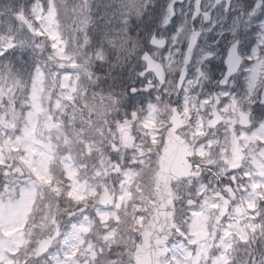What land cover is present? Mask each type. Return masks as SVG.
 Here are the masks:
<instances>
[{"label":"rangeland","instance_id":"374dc122","mask_svg":"<svg viewBox=\"0 0 264 264\" xmlns=\"http://www.w3.org/2000/svg\"><path fill=\"white\" fill-rule=\"evenodd\" d=\"M247 2L248 6L236 0H184L176 7L174 0L162 22L167 47L150 52L163 66L165 85L159 86L150 75L141 81L138 76L128 87L137 93L128 99L110 85L106 107H101V98L92 105L89 96L97 95L87 92L82 79L90 73L80 65L83 61L65 51L64 34L79 36L86 29L98 30L95 24L103 26V16L87 18L94 0L82 3L79 17L82 10L74 8L67 15L54 0H34L19 12L0 8V264H132L130 250L139 242L156 202V147L173 111L168 100L177 105L186 125L181 135L196 147L192 164L199 177L175 185V227L166 264H264L259 254L261 248L264 251V119L254 111L264 60L252 61L251 87L241 77L239 86L229 84L224 91L210 61L203 59L212 54L211 62H224L225 48L234 37L264 32V0ZM132 4L133 0L127 2L123 12L106 11L107 18L119 22V48L130 31L135 33L132 21L139 20ZM21 17L32 24L38 38L28 34ZM193 31L200 45L186 66L188 75L178 94L176 79ZM107 43L114 47L116 34ZM35 45L45 52V63L34 66L28 76L17 74L13 65H2L8 51L29 57ZM142 72L143 66L140 70L136 65L132 74ZM117 82L126 89L127 82ZM205 87L213 89L210 95H203ZM145 100V105H138ZM216 109L223 122L204 129ZM240 112L252 118L249 130L238 127ZM231 134L239 139L241 159L232 158ZM104 186L115 196L109 208L99 206ZM228 186L237 195L233 201L225 198L230 200L226 204L220 196L229 197ZM187 201L194 206L187 207ZM81 209L86 211L72 216ZM56 231L58 240L37 258L40 241ZM245 243L255 248L243 260ZM22 249L26 252L21 263Z\"/></svg>","mask_w":264,"mask_h":264},{"label":"trees","instance_id":"16d2710c","mask_svg":"<svg viewBox=\"0 0 264 264\" xmlns=\"http://www.w3.org/2000/svg\"><path fill=\"white\" fill-rule=\"evenodd\" d=\"M34 0H0L1 6H9L14 12H19L24 6L30 8ZM39 1V0H37ZM85 0H54L58 6H63L67 15L73 12L74 8L82 10L77 13L78 17L83 12V4ZM131 0H94L92 9L99 13L103 10V26L95 24L98 30L86 29L84 32H80L79 36L71 33L64 34L65 39L68 41L65 51L68 54L74 55L80 61V65H84L89 75H83L82 79L87 87V92L94 93L96 95H107L104 99L105 104H109L111 96L108 92L110 85H115L116 91L119 95L126 93V89L123 88L118 80L127 82L130 80L132 75V68L138 64V58L143 50L146 48L148 38L152 34H161L162 20L164 16V10L169 0H133L132 7L137 10V17L139 20L132 21V27L135 30L133 34H130L124 40V47L119 48V33L117 31L118 21L107 18L109 11L117 10L123 12L125 5ZM138 2H141V7H138ZM145 7V9H143ZM95 12V13H96ZM94 13V17H95ZM161 22V24H160ZM66 24H63L65 27ZM62 26V25H61ZM95 34H88L89 31H96ZM113 30V31H112ZM111 34H116L117 43L114 47L109 45L107 42L110 39ZM108 35V37H106ZM88 43L84 44V41ZM38 46L35 45L31 52L35 53V57L28 58L27 64L33 69L35 62L44 60V54L42 51L37 50ZM99 53L102 54V58ZM15 60V65L20 64V55L14 53L11 56ZM14 63V62H13ZM124 64L125 68L122 69L121 65ZM31 73V72H30Z\"/></svg>","mask_w":264,"mask_h":264},{"label":"water","instance_id":"95a60500","mask_svg":"<svg viewBox=\"0 0 264 264\" xmlns=\"http://www.w3.org/2000/svg\"><path fill=\"white\" fill-rule=\"evenodd\" d=\"M27 30L31 33L32 27L26 20H22ZM195 36L191 35L188 50L185 56V62L189 61L192 50L195 45ZM150 47L156 49H163L165 46L164 40H157L152 37L149 43ZM141 61L146 65V73H153L155 78L163 83V72L161 67L150 59L147 54H144ZM229 61L230 68H228V75L231 76L236 73L237 68L240 64V60L235 54L234 48L229 52L227 63ZM185 70L181 71V75L178 81L177 88L180 90L181 84L185 79ZM261 98H264V89L261 93ZM178 115L175 113L172 118V128L167 133L165 140V147L161 161L159 163V171L154 181V196L157 199V203L153 207L151 213V219L149 224L140 233L142 244L137 245L133 260L134 264H165L167 256L166 244L171 236L173 227V200L175 194L172 190V185L177 183L181 179L190 178L191 167L187 163L186 158L191 156V149L185 147L183 141L178 140L174 137L175 131L178 129ZM241 125L248 127L249 125L245 122L246 117L239 116ZM215 120L211 123V126ZM234 147H236V140L233 138ZM178 151L180 153H178ZM235 156L237 154L234 152ZM238 157L240 155H237ZM113 204V196H109L105 191L100 205L111 206ZM57 237V233L49 239L44 240L40 243L37 249V257L43 255L50 247L51 243Z\"/></svg>","mask_w":264,"mask_h":264},{"label":"snow or ice","instance_id":"6c2138e0","mask_svg":"<svg viewBox=\"0 0 264 264\" xmlns=\"http://www.w3.org/2000/svg\"><path fill=\"white\" fill-rule=\"evenodd\" d=\"M176 25L173 22L170 31L175 32ZM218 43H223L218 42ZM235 47L239 52L240 57L243 62L240 64L239 73L237 76H229L228 69L221 61L220 63L209 62L212 67L213 73L218 75L217 83L223 86L224 91H228V85L233 84L234 86H239L237 81L242 77L248 86L251 87V77L249 73L253 71V60H264V55L258 56V53L264 54V32L259 35H253L251 38L246 35H240L234 37L230 44L226 46L225 51L231 52L232 48ZM262 86H264V81H262ZM256 114L264 119V98H261L256 108L254 109Z\"/></svg>","mask_w":264,"mask_h":264},{"label":"flooded vegetation","instance_id":"af4514ba","mask_svg":"<svg viewBox=\"0 0 264 264\" xmlns=\"http://www.w3.org/2000/svg\"><path fill=\"white\" fill-rule=\"evenodd\" d=\"M171 103H169V105H170ZM173 108H175V106L173 107ZM168 128V127H167ZM167 130V129H166ZM160 145H157V147H156V149L159 147ZM160 149H161V146H160Z\"/></svg>","mask_w":264,"mask_h":264}]
</instances>
